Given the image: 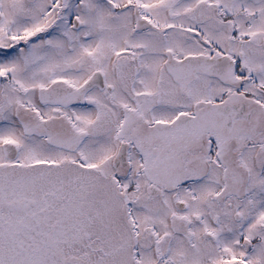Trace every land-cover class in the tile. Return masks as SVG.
Segmentation results:
<instances>
[{
  "label": "snow or ice",
  "instance_id": "snow-or-ice-1",
  "mask_svg": "<svg viewBox=\"0 0 264 264\" xmlns=\"http://www.w3.org/2000/svg\"><path fill=\"white\" fill-rule=\"evenodd\" d=\"M0 264H264V0H0Z\"/></svg>",
  "mask_w": 264,
  "mask_h": 264
}]
</instances>
